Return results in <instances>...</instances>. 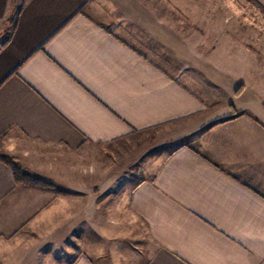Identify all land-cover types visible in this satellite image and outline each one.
<instances>
[{
	"label": "crops",
	"instance_id": "1",
	"mask_svg": "<svg viewBox=\"0 0 264 264\" xmlns=\"http://www.w3.org/2000/svg\"><path fill=\"white\" fill-rule=\"evenodd\" d=\"M216 1L0 0V155L53 185L0 161V264H264V46ZM186 122L195 144L116 169Z\"/></svg>",
	"mask_w": 264,
	"mask_h": 264
},
{
	"label": "rangeland",
	"instance_id": "2",
	"mask_svg": "<svg viewBox=\"0 0 264 264\" xmlns=\"http://www.w3.org/2000/svg\"><path fill=\"white\" fill-rule=\"evenodd\" d=\"M222 2H225V0H217L215 5H211L210 9L212 10L210 11L245 14L247 17V21H246L247 26L245 27L246 29L245 31H247V34H249L250 32L249 26H251L252 28L250 30H252L251 34L254 45L262 44V46H264V8H262L260 5L256 4L251 0H230V5H224V3ZM205 8L208 9L207 7ZM219 8H222V10H219ZM228 22L233 23L234 21L227 20V24ZM189 23L192 24L193 22H189ZM223 23L226 24V22L224 21ZM189 38L195 39L194 34L193 33L190 34ZM138 40L139 38L133 37L132 39H130V42L134 43L133 45L135 47L137 46L140 49L145 50L150 55H153L152 57L154 59L153 58L152 59L154 61H157L164 68L169 69L174 73H176L177 70L174 67L175 63L173 62V60L171 59L163 60L165 59L164 54L159 53L158 51H156L157 53H154L156 49L152 44H150L147 40L144 39H141L140 41ZM148 49H151L150 51L152 53L149 52ZM243 90H244L243 85L238 86L236 91H239V95L236 96L237 97L240 96ZM235 112H236V108H235ZM190 125H191L190 122H186L184 126L182 124H173V125L157 128L156 130H153L145 135H138L136 137V142L134 144L129 146L124 145V148L121 151L116 150L115 153H117L118 156H115V158L117 160H121L118 161L120 163L125 160V164H126V165L125 164L121 165L119 163L117 164V160L114 159L113 162L116 165V169L124 166V169L126 170L125 172L128 171L130 173L132 172L137 173L139 169L147 168L149 163L153 162V160L162 159L164 155L168 151H170V149H172V147L178 145L179 146L184 145L186 143L193 144L195 142V139L193 137L180 136V132L185 130L188 126L190 127ZM117 157L120 158L118 159ZM128 157L130 158V160H126ZM111 217L115 218L114 215H112ZM114 218H110L113 224H115Z\"/></svg>",
	"mask_w": 264,
	"mask_h": 264
},
{
	"label": "trees",
	"instance_id": "3",
	"mask_svg": "<svg viewBox=\"0 0 264 264\" xmlns=\"http://www.w3.org/2000/svg\"><path fill=\"white\" fill-rule=\"evenodd\" d=\"M13 21L14 19L11 21V24L13 23ZM236 95H239V91H236ZM231 109L234 110V113H235L234 106H231ZM0 161L11 169L17 185L38 187V188L53 187L52 184L44 180H41L39 178L33 177L30 174L24 172L19 162L12 157L0 155Z\"/></svg>",
	"mask_w": 264,
	"mask_h": 264
}]
</instances>
